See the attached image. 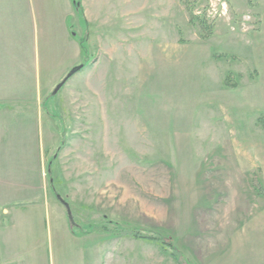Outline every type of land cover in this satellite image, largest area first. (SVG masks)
<instances>
[{
	"label": "rangeland",
	"instance_id": "1",
	"mask_svg": "<svg viewBox=\"0 0 264 264\" xmlns=\"http://www.w3.org/2000/svg\"><path fill=\"white\" fill-rule=\"evenodd\" d=\"M77 2L81 60L41 95L40 169L25 201L0 204V264H178L125 229L170 242L184 264H264L260 0ZM233 201L242 252L204 261L191 235L216 239L205 214Z\"/></svg>",
	"mask_w": 264,
	"mask_h": 264
},
{
	"label": "crops",
	"instance_id": "2",
	"mask_svg": "<svg viewBox=\"0 0 264 264\" xmlns=\"http://www.w3.org/2000/svg\"><path fill=\"white\" fill-rule=\"evenodd\" d=\"M51 1H45L47 8L44 5L41 7V0H0V204L24 200L31 193L33 172L39 171V158L43 156L41 152H44L43 141L37 148L34 140L39 136L38 133L43 135L44 126L48 131L46 118L49 116L45 114L44 118L42 105L45 103L40 100L41 95L48 91L49 85L63 77L81 60L80 41L76 33H70L68 28L69 19L74 23L77 12H80L79 2L53 0L54 6L51 7ZM263 3L264 0H260L258 6L259 28L264 25ZM51 20H56L54 25L60 29L59 46H54L50 38L53 26ZM17 109L20 111L16 114L14 110ZM33 115L36 122L34 128ZM238 178L240 180L242 176ZM232 204L233 209L219 212L212 218L209 214L204 215L207 225L203 226L207 229L217 224V240L209 241L191 235V243L194 240L207 243L203 250L207 253L204 252L202 256L204 261L208 253H220L223 249L232 248L233 251L236 249L242 252V248L238 247V234L241 231L237 224L242 217L238 213L240 205L237 201ZM192 216L190 214L185 221H192ZM252 229L255 227L250 225L248 230ZM190 252H195L194 248ZM230 264L246 263L240 258Z\"/></svg>",
	"mask_w": 264,
	"mask_h": 264
},
{
	"label": "trees",
	"instance_id": "3",
	"mask_svg": "<svg viewBox=\"0 0 264 264\" xmlns=\"http://www.w3.org/2000/svg\"><path fill=\"white\" fill-rule=\"evenodd\" d=\"M203 22V21H202ZM205 28H208L209 26L208 25H205L204 26ZM71 74V71L69 72V74H67L66 78H68V76H70ZM230 78L231 76L230 75H227L224 79L226 85H232L233 87L235 86L234 84H230ZM261 124L262 126L264 127V118L261 119ZM117 227V226H116ZM118 230V229H116ZM125 232V235H130V236H133L134 238H139V239H142V240H148V241H151V242H154V243H157V244H161V246L163 245H166V247H164V250L166 252H168L170 254V256L173 258V260H175L178 264H184V262L181 260L180 258V254H179V251H177L175 249L174 246H172V244L169 242L168 244H166V242H164V240L159 237L158 235H153V234H139L137 231H130V229H125L124 230ZM115 236H120V234L116 231L115 233H113Z\"/></svg>",
	"mask_w": 264,
	"mask_h": 264
},
{
	"label": "water",
	"instance_id": "4",
	"mask_svg": "<svg viewBox=\"0 0 264 264\" xmlns=\"http://www.w3.org/2000/svg\"><path fill=\"white\" fill-rule=\"evenodd\" d=\"M76 69V68H75ZM75 69L73 68L72 70H71V73H73L74 71H75ZM59 85L60 84H58L57 85V87H59ZM57 89V88H56ZM56 91V90H55ZM62 200V199H61ZM63 203H64V205L66 206V208H67V210H68V206H67V204H66V202H64V201H62ZM69 211V210H68ZM68 215H69V212H68Z\"/></svg>",
	"mask_w": 264,
	"mask_h": 264
}]
</instances>
